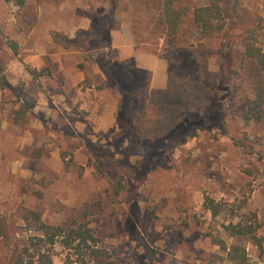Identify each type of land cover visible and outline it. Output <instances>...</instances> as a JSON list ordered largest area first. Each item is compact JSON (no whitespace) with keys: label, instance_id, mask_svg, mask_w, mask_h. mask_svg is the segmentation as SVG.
Segmentation results:
<instances>
[{"label":"rangeland","instance_id":"374dc122","mask_svg":"<svg viewBox=\"0 0 264 264\" xmlns=\"http://www.w3.org/2000/svg\"><path fill=\"white\" fill-rule=\"evenodd\" d=\"M211 1L25 0L19 7L0 0V214L18 240L32 231L21 218L25 209L46 225L88 223L116 264H235L232 245L247 264H264V104H253L264 66L245 52L264 55V0H228V33L202 36L192 13ZM166 10L176 13L177 48L197 46L218 86L196 87L189 112L207 126L194 138L179 131L158 140L164 113L155 106L137 120L133 145L116 119L121 94L108 86L99 60L135 62L119 59L111 43L85 52L53 34L95 35L101 21L110 41L128 31L141 53L166 67L174 54L165 50ZM141 70L150 73V87L163 75ZM238 223L253 227L258 243L231 236L226 227ZM8 253L0 238V264ZM67 254L55 247L54 264H79Z\"/></svg>","mask_w":264,"mask_h":264},{"label":"trees","instance_id":"16d2710c","mask_svg":"<svg viewBox=\"0 0 264 264\" xmlns=\"http://www.w3.org/2000/svg\"><path fill=\"white\" fill-rule=\"evenodd\" d=\"M4 1L13 2L19 7L25 2V0ZM228 3V0H212L207 6L195 8L192 13L194 28L199 30L202 36L215 32L228 33L233 21ZM164 18L169 24L167 34L169 47L165 50L174 54L166 66V80L163 86L150 87V73L131 67L128 62L117 63L104 58L99 60L100 66L106 72L108 86L116 88L121 94L122 106L116 119L118 122L126 124L124 131L131 137V144L133 145L139 139L137 120L147 118L150 113H155L156 111L153 110L155 106L164 113L162 122H157V127L164 126L165 132L158 140L172 136L179 131H182V134L185 133L187 140L194 138L198 130L207 126L199 127L202 122L192 120L193 115L189 112L190 107L196 101V87L199 85L210 87L212 84V89H215L218 86L215 83V73L209 71L205 63L206 58L199 55L197 46L193 48L183 46L182 49L178 46L177 48L176 13H169L166 10ZM96 27L97 34L95 35L81 33L75 39H67L54 33L53 38L65 42V46H71L85 52H89L100 44L109 47L111 41L105 23L100 21ZM245 52L246 57L256 59L255 63L260 67L264 66V55L259 49L246 47ZM228 61L229 56H224L225 64H229L230 61ZM220 77L223 79L224 74L220 73ZM172 81H179L175 89L172 88L174 84ZM256 89L257 97L253 104L255 108H258L264 104V88L256 87ZM157 93L162 96L159 97ZM215 100L216 97L213 96L210 106L217 104ZM166 108H168L166 111L162 110ZM205 207L215 215L217 207L212 201L207 200ZM20 211L23 222L32 230L24 241L16 238L6 218L0 214V238L5 241L9 250L8 264H54L55 247L57 246L67 251V260L70 263L116 264L114 261L106 260L107 256L101 250L99 241L88 223L73 222L59 226L46 225L41 221L39 213L25 209H20ZM226 229L233 237H246L258 243L255 230L247 224L238 223L230 225ZM227 255L235 264H247L245 251L236 245L229 248Z\"/></svg>","mask_w":264,"mask_h":264},{"label":"crops","instance_id":"0c3cea01","mask_svg":"<svg viewBox=\"0 0 264 264\" xmlns=\"http://www.w3.org/2000/svg\"><path fill=\"white\" fill-rule=\"evenodd\" d=\"M120 40H115L113 37H111V45L113 47L117 48L119 59L121 60H127L132 59L137 68L149 70L154 74L156 73H163V75H159L158 80L164 81L161 83L153 82L152 86H163L165 84L166 76L164 75L166 73V67L164 63L160 61L155 56L143 54L140 52L139 48L133 43L131 34L127 31L125 33L120 34ZM105 121V125L107 120L103 119V122ZM109 124H112L110 121Z\"/></svg>","mask_w":264,"mask_h":264}]
</instances>
